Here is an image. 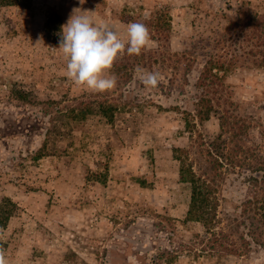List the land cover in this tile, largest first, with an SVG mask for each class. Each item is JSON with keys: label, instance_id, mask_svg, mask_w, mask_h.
Returning <instances> with one entry per match:
<instances>
[{"label": "rangeland", "instance_id": "rangeland-1", "mask_svg": "<svg viewBox=\"0 0 264 264\" xmlns=\"http://www.w3.org/2000/svg\"><path fill=\"white\" fill-rule=\"evenodd\" d=\"M29 6L0 7L8 264H264V0ZM73 9L155 46L120 55L114 89L76 86L58 49ZM181 169L211 180L206 222Z\"/></svg>", "mask_w": 264, "mask_h": 264}, {"label": "clouds", "instance_id": "clouds-1", "mask_svg": "<svg viewBox=\"0 0 264 264\" xmlns=\"http://www.w3.org/2000/svg\"><path fill=\"white\" fill-rule=\"evenodd\" d=\"M84 2L80 0L81 4ZM154 46L155 41L149 29L142 23L129 24L127 38L122 39L115 30L98 26L91 17L73 9L67 23L62 25L58 49L67 61L65 74L74 85L95 93H104L116 86V78L111 75V70L120 55L125 52L140 55ZM157 80V75L150 73L143 83L154 87ZM0 239L3 237L0 236ZM0 264H8L3 247H0ZM128 264H137L136 258L129 256Z\"/></svg>", "mask_w": 264, "mask_h": 264}, {"label": "trees", "instance_id": "trees-1", "mask_svg": "<svg viewBox=\"0 0 264 264\" xmlns=\"http://www.w3.org/2000/svg\"><path fill=\"white\" fill-rule=\"evenodd\" d=\"M30 0H0V7L7 8H28ZM181 177L192 185V200L188 211V216L198 220L207 218V207L212 190L211 180L198 177L196 172L191 169H181ZM209 190V191H206ZM14 202L6 199L0 203V228L7 227L8 221L13 212Z\"/></svg>", "mask_w": 264, "mask_h": 264}]
</instances>
